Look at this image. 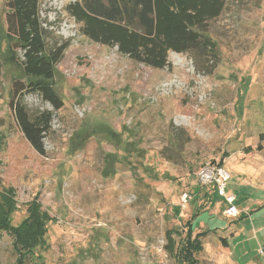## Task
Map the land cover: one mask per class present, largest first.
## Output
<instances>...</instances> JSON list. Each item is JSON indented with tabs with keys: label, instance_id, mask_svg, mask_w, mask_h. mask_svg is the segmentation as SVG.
<instances>
[{
	"label": "rangeland",
	"instance_id": "obj_1",
	"mask_svg": "<svg viewBox=\"0 0 264 264\" xmlns=\"http://www.w3.org/2000/svg\"><path fill=\"white\" fill-rule=\"evenodd\" d=\"M7 1L0 0V193L13 192L14 225L34 201L53 218L42 264H175L166 231L185 233L190 222L195 233L216 230L201 264H264V208L255 200L264 199V0H228L206 29L213 54L170 53L165 69L85 37L66 10L76 0H43L44 27L69 42L52 82L64 107L24 97L31 114L53 111L44 155L9 104L13 81L29 79L11 59L20 52H10ZM222 159L228 190L245 202L237 217L223 215L220 196L199 194V168ZM256 190L247 203L244 192ZM184 193L192 196L186 207ZM12 243L0 231V264H15Z\"/></svg>",
	"mask_w": 264,
	"mask_h": 264
},
{
	"label": "trees",
	"instance_id": "obj_2",
	"mask_svg": "<svg viewBox=\"0 0 264 264\" xmlns=\"http://www.w3.org/2000/svg\"><path fill=\"white\" fill-rule=\"evenodd\" d=\"M43 0H8L5 23L11 55L26 80L13 81L10 107L17 125L29 144L44 155V140L53 122V111L31 114L24 103L26 94H37L54 110L64 101L53 87L56 67L62 61L69 42L56 39L41 17ZM228 0H76L66 10L78 23L80 32L93 41L118 52L136 63L153 69L170 66L169 54H190L194 59L213 54L215 43L208 24L219 18ZM215 162V161H213ZM223 159L219 162L223 165ZM0 193V231L13 237L15 264H42L40 251L48 248L47 234L53 218L34 201L18 224L13 218L18 207L10 189ZM166 231V250L175 264H201L202 239L207 232L195 234L193 223ZM180 235L179 241L175 236Z\"/></svg>",
	"mask_w": 264,
	"mask_h": 264
},
{
	"label": "built area",
	"instance_id": "obj_3",
	"mask_svg": "<svg viewBox=\"0 0 264 264\" xmlns=\"http://www.w3.org/2000/svg\"><path fill=\"white\" fill-rule=\"evenodd\" d=\"M230 178L227 169L215 162L202 165L197 172V179L202 187L215 186L218 195L225 199L228 204L225 214L229 217H237L240 212L236 205V196L227 192ZM181 200L183 206L186 207L192 200V196L189 193H184Z\"/></svg>",
	"mask_w": 264,
	"mask_h": 264
},
{
	"label": "crops",
	"instance_id": "obj_4",
	"mask_svg": "<svg viewBox=\"0 0 264 264\" xmlns=\"http://www.w3.org/2000/svg\"><path fill=\"white\" fill-rule=\"evenodd\" d=\"M223 166L225 167V165L223 164ZM231 179H232V177H231ZM241 180V179H240ZM229 186V185H228ZM244 186H246V185H244V184H240V188H242V187H244ZM252 187H254V188H256V186L255 185H251ZM250 187V186H249ZM257 189V188H256ZM200 191V193L199 194H203L204 192H206L205 193V197H206V199H210L212 196H213V198H215V197H217V196H219L218 195V192H217V190H216V188H215V186H213V185H210V186H207V187H201V189L199 190ZM259 191H262V190H259ZM227 192L230 194V195H235V193H232V189L230 188L229 190H228V187H227ZM262 192H264V191H262ZM244 198L246 199L245 201H247V203H249V204H251V203H253V198H256L257 197V195L259 194V192H258V190H256V192L254 191V192H252V193H250L249 195H247L248 193H246V192H244ZM220 199H222V197L220 198ZM256 200V203H258V205L262 208H264V199H262V200H260V198H256L255 199ZM222 201L223 202H225L226 203V201H225V199L223 198L222 199ZM236 201H237V203H236V205H237V207H238V209H239V212H240V207H242V205L243 204H245V202L243 203V204H241L242 203V199H240V196H237L236 197ZM227 204V203H226ZM228 205V204H227ZM214 206H212L211 208H213ZM227 210V209H226ZM226 210H224V211H226ZM223 211V215H225V216H227L226 214H225V212ZM248 211V208H246L245 210H244V215H246V216H250L251 215V213H249V212H247ZM260 212V211H259ZM229 217V216H228ZM262 217H260L259 218V220L261 219ZM205 226V225H204ZM209 226H207L206 227V229H204V230H202L201 232L200 231H198V232H196L195 234H198V233H202V232H207V235H206V237H204L203 239H202V241H203V246H204V251H207L208 249H207V245H209L210 243V239L212 238L211 236H210V233H212L214 230H211L210 228H208ZM196 231V230H195ZM216 231V230H215ZM213 232L214 234L216 233V232ZM261 233V232H260ZM234 237L236 236V233L235 234H232ZM221 240H222V242H224V244H225V246L227 247V248H229V240H230V238L229 237H224V238H221ZM209 243V244H208ZM214 244L215 245H217V246H215L214 247V252H218L219 251V246H221V244H216L215 242H214ZM221 248H222V246H221Z\"/></svg>",
	"mask_w": 264,
	"mask_h": 264
}]
</instances>
